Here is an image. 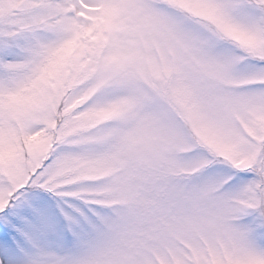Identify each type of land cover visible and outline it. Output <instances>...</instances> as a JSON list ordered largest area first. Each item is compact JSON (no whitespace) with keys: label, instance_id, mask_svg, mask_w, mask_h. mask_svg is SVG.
<instances>
[{"label":"rangeland","instance_id":"374dc122","mask_svg":"<svg viewBox=\"0 0 264 264\" xmlns=\"http://www.w3.org/2000/svg\"><path fill=\"white\" fill-rule=\"evenodd\" d=\"M87 12L109 69L73 107L89 105L80 130H105L106 158L87 171L115 183L107 203L123 216L106 264H264L249 220L264 204V0H96Z\"/></svg>","mask_w":264,"mask_h":264},{"label":"snow or ice","instance_id":"6c2138e0","mask_svg":"<svg viewBox=\"0 0 264 264\" xmlns=\"http://www.w3.org/2000/svg\"><path fill=\"white\" fill-rule=\"evenodd\" d=\"M95 3L0 0V264H106L104 242L121 226L107 203L115 183L87 171L106 158L105 130H80L89 105L73 107L109 69L107 46L81 15H96ZM249 220L264 242V204Z\"/></svg>","mask_w":264,"mask_h":264}]
</instances>
